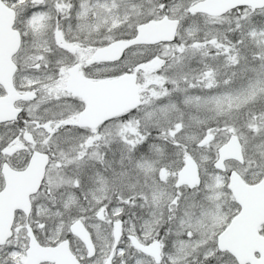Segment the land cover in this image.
<instances>
[{"label":"snow or ice","instance_id":"snow-or-ice-1","mask_svg":"<svg viewBox=\"0 0 264 264\" xmlns=\"http://www.w3.org/2000/svg\"><path fill=\"white\" fill-rule=\"evenodd\" d=\"M0 264H264V0H0Z\"/></svg>","mask_w":264,"mask_h":264}]
</instances>
